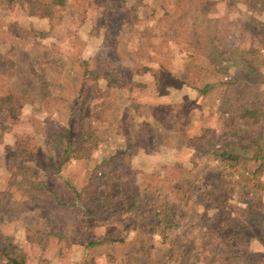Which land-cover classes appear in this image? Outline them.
Returning a JSON list of instances; mask_svg holds the SVG:
<instances>
[{
    "label": "rangeland",
    "instance_id": "374dc122",
    "mask_svg": "<svg viewBox=\"0 0 264 264\" xmlns=\"http://www.w3.org/2000/svg\"><path fill=\"white\" fill-rule=\"evenodd\" d=\"M26 1L20 0L13 10L0 2V98L13 94L20 104L31 94L44 104V95L46 106L53 108L43 114L21 103L26 110L19 121H14L9 111H0V204L5 208L0 212V232L20 248L25 264H225L228 243L240 252L250 251L252 264H264V244L257 240L264 243V193L244 195L239 187H233V195L217 191L222 198L211 201L210 195H204L203 200L208 201L199 205L193 197L172 195L158 210L176 221L174 229L165 231L167 240L152 232L161 221L153 209L138 215L130 210L115 212L127 207L119 196L114 200L115 191L127 187L135 195L139 181L148 183L155 178V162L161 169L173 158L177 165L193 163L189 141L199 137L203 129L219 132L224 127L217 108L202 113L199 101L193 102L191 92L181 89L175 80L190 77L183 52L190 40L184 39L186 33L177 34V38L165 33L172 27L171 21L181 22L187 0H141L128 22L98 7L96 0H66L52 19H38L31 16ZM135 3L129 0L130 7ZM233 3L216 0L213 15L223 20L204 49L210 53L211 44L218 51L212 59L233 60L232 74L241 80H259L245 68L241 55L253 47V33L264 38L262 22L240 17V8ZM182 22L187 26L191 23L188 18ZM78 56L109 61L119 70L120 85L110 97L116 99L110 102L113 108L110 106L105 114H91L94 119L109 114L111 119L109 126L100 128L104 136L100 149L89 161H73L59 176H52L49 164L55 152L45 140L48 119L56 114L52 99H70L78 79L68 73L69 58L79 63ZM57 83L61 86L56 87ZM61 87L70 93L63 95ZM263 94L260 86L252 91L258 101ZM6 132L8 136H4ZM137 134L143 135L138 139L139 148L149 151L125 155L126 138ZM20 138L31 140L36 154L31 165L41 172L51 193L10 190L9 163L14 157L13 145ZM177 175L172 172L173 178ZM6 192L12 195L10 203ZM154 192L147 197H156ZM72 199L84 211L66 206ZM107 201L112 208L101 218L95 217ZM84 220L89 231H84ZM244 220L249 223L248 230H243ZM228 230L233 231L231 238ZM91 236L98 240L111 236L117 243L88 251Z\"/></svg>",
    "mask_w": 264,
    "mask_h": 264
},
{
    "label": "trees",
    "instance_id": "16d2710c",
    "mask_svg": "<svg viewBox=\"0 0 264 264\" xmlns=\"http://www.w3.org/2000/svg\"><path fill=\"white\" fill-rule=\"evenodd\" d=\"M3 7L13 10L20 3V0H1ZM32 17L38 19H52L55 11L59 7L66 5V0H27ZM188 8L181 19V22L171 21V28L167 37L177 38L179 33H186L187 44L183 50L187 57V72L190 77H183L178 80L181 89L191 92L195 98L193 102L200 103V110L206 113L207 109L217 108L223 120V129L219 132L211 129H203L202 134L195 140H190L188 147L192 152V160L189 164L177 165L175 159H169L161 169L159 162L152 164L155 169V178L152 182H145L138 185L135 195H131L130 190L125 189L115 191L114 200L120 199L127 204L126 210H116L115 212L134 211L136 215L142 213L147 208L153 209L158 217H161L159 225H156L152 232L154 235L160 234L167 240L166 230L175 228V219L172 215L160 213L158 210L164 206L165 199L172 196H182L184 198H194V203L199 205L206 203L204 195H210L211 201L217 197L222 198L216 192L229 191L230 188H238L242 194L252 195L254 193H264V94L260 101L252 95L255 87L264 90V38L260 34L253 33L254 44L250 51L241 55V61L245 63V68L252 74L258 75L259 80L240 79L232 72L235 68L231 65L233 60L212 59V54L217 53V49L210 44L209 52L204 46L209 44L210 39L219 31V22L222 18L213 15L216 0H187ZM98 7L115 16H122L124 21H131L138 11L141 0H136L135 5L129 6V0H96ZM234 5L239 6L240 12L248 18H256L260 22L259 15L264 13V0H234ZM143 6V5H142ZM244 6L249 12L245 13L241 8ZM188 18L190 26L185 25L182 20ZM225 19V18H224ZM264 29V23L261 24ZM193 35V36H192ZM264 35V34H263ZM187 48L192 49L185 50ZM78 62L74 58H69L68 73L78 79L70 99H52L55 116L45 117L50 124L47 126L45 140L53 147L55 158L49 164L52 176H59L71 164V162L89 161L104 142L101 127L109 126L111 119L109 114L97 116L94 119L93 111L105 114L110 106V102H116L115 98H110L117 91L120 85L119 70L112 66L109 61L90 56L89 58L78 56ZM77 60V59H76ZM164 71V68H162ZM1 72H5L1 71ZM34 74V70L32 71ZM76 74V75H75ZM39 75H36L38 77ZM74 82V81H73ZM99 85H104L105 89H98ZM60 83L56 87H60ZM61 87L63 95L70 92ZM219 93V94H218ZM13 94L0 98V111L10 112L14 121H19L26 107L23 103H17ZM28 100L23 104L30 105L32 111L48 114L51 108L47 105V97L42 96L44 104L37 102L28 94ZM211 100V101H210ZM62 103L63 106L58 105ZM21 107V108H20ZM61 107V108H58ZM65 111L66 115L61 113ZM120 121V120H119ZM123 122L121 121V124ZM98 125V126H97ZM115 126V125H114ZM112 126V128H114ZM217 131V130H216ZM131 133H129L130 135ZM6 132L4 136H8ZM143 135H136L135 138L127 137V147L125 155L134 151L141 155V151H149L146 147L139 148L138 139ZM14 157L9 163L10 190L14 189L23 194L32 191L52 192V189L42 180L41 172L34 168L31 163L35 160V149L29 138H20L13 145ZM171 158V157H170ZM187 165H191L188 167ZM177 172V177H172V172ZM162 175V176H161ZM134 183L135 181L132 180ZM140 185L143 187L140 188ZM158 186L153 191L155 186ZM73 188V187H72ZM229 188V190H227ZM75 190V188H74ZM149 192L157 193L156 197L148 198ZM7 200L10 203L12 195L6 192ZM76 196L79 197V194ZM124 196H129L124 199ZM149 196V195H148ZM109 197V196H107ZM1 198V195H0ZM152 200L153 203H152ZM69 207H77L84 211L82 205L77 200H70L65 203ZM158 206V208L156 207ZM112 208L109 201L102 204L101 208L94 213L95 217L101 218L103 214ZM0 204V212L4 210ZM87 212V211H85ZM164 214V215H163ZM163 215V216H162ZM86 216H89L86 214ZM165 216H168L164 218ZM229 217V216H228ZM242 217V215H241ZM106 220L108 217H105ZM84 231H89L88 221H83ZM163 224L165 229L161 230ZM243 230H248L249 223L243 221ZM228 237H232L233 231H227ZM229 238V239H230ZM12 238L0 232V264H25L24 254L17 245L12 243ZM260 244L263 241L257 238ZM117 242L111 236H104L101 240L91 236L86 244L88 251L99 248L113 246ZM229 255L224 261L225 264H252L253 254L250 251H238L231 243H228Z\"/></svg>",
    "mask_w": 264,
    "mask_h": 264
},
{
    "label": "crops",
    "instance_id": "0c3cea01",
    "mask_svg": "<svg viewBox=\"0 0 264 264\" xmlns=\"http://www.w3.org/2000/svg\"><path fill=\"white\" fill-rule=\"evenodd\" d=\"M218 4V3H217ZM228 7H229V9H230V6L228 5ZM241 8H243L242 10L245 12V13H247V14H249V15H251V14H253L252 12H249L244 6H241ZM236 14V13H235ZM241 15H242V17H244L245 19L247 18V16L244 14H241L240 12H239V16L241 17ZM260 17H259V19L264 23V13L263 14H261V15H259Z\"/></svg>",
    "mask_w": 264,
    "mask_h": 264
}]
</instances>
